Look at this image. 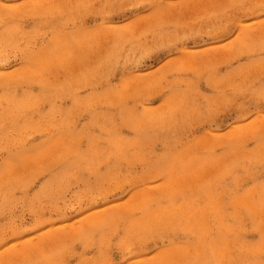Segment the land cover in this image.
Segmentation results:
<instances>
[{"label": "rangeland", "instance_id": "374dc122", "mask_svg": "<svg viewBox=\"0 0 264 264\" xmlns=\"http://www.w3.org/2000/svg\"><path fill=\"white\" fill-rule=\"evenodd\" d=\"M262 5L0 0V264H264Z\"/></svg>", "mask_w": 264, "mask_h": 264}, {"label": "snow or ice", "instance_id": "6c2138e0", "mask_svg": "<svg viewBox=\"0 0 264 264\" xmlns=\"http://www.w3.org/2000/svg\"><path fill=\"white\" fill-rule=\"evenodd\" d=\"M89 7H95L97 9H103L105 7L104 4L100 3V4H95V5H89ZM262 8H264V5H262ZM99 14V13H96ZM10 241L5 242L4 244H0V251H2L4 248L8 247V245L10 244Z\"/></svg>", "mask_w": 264, "mask_h": 264}, {"label": "bare ground", "instance_id": "6f19581e", "mask_svg": "<svg viewBox=\"0 0 264 264\" xmlns=\"http://www.w3.org/2000/svg\"><path fill=\"white\" fill-rule=\"evenodd\" d=\"M34 73V72H33ZM189 212H190V217L191 219H194V217L196 218V215H195V212H194V209L190 208L189 209ZM158 215V213H154L152 215H150V217H153V218H156ZM160 217V216H159ZM161 219V218H160ZM189 223V222H188Z\"/></svg>", "mask_w": 264, "mask_h": 264}]
</instances>
